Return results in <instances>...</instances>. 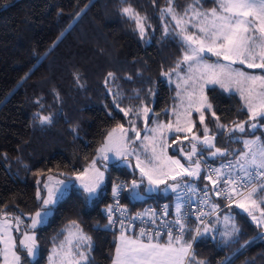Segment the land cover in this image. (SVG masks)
Here are the masks:
<instances>
[{"label": "snow or ice", "instance_id": "1", "mask_svg": "<svg viewBox=\"0 0 264 264\" xmlns=\"http://www.w3.org/2000/svg\"><path fill=\"white\" fill-rule=\"evenodd\" d=\"M214 3L215 7L204 9L201 0H191L178 11L175 0H167V6L160 9L163 37L172 38L182 48L174 67L161 72L168 82H172L173 76L179 81L176 83L177 104L164 110L172 119L160 120V113L144 103L139 92L134 98L141 100L140 104L121 107L119 90L113 92L108 87L117 79L115 73L109 72L105 78L106 90L114 107L124 117H130L128 126L118 123L107 131L96 157L82 171L69 173L64 179L49 175L43 184L38 180L39 210L21 215L0 210L3 264H24L25 257L29 264L32 261L39 264L41 248L36 230L54 217L58 205L70 189L76 187L74 181L86 194L85 204L99 195L107 170L103 162L112 159L123 161L139 173L138 179L121 182L112 188L114 203L105 209L108 219L105 227L118 231L112 264H207L195 255L193 244L197 238L216 232L214 224L221 219L226 226V230L220 232L222 237L236 240L240 235L230 214L221 218V205L213 197L227 201L225 209L235 204L257 226L264 228V133L254 135L257 129H264L261 123L264 121V74L245 70V67L264 70V0H214ZM122 5L120 14L134 25L133 30L141 40L148 38L149 30L155 31L148 17L141 15L130 0H122ZM76 79L83 87L78 76ZM210 86L238 94L248 119L221 123L206 92ZM147 92L150 97L155 95L151 88ZM56 96L59 99L58 93ZM35 103L43 108L40 99ZM194 113L196 119H193ZM150 114L153 117L151 127ZM34 115L41 125L53 122L51 113ZM208 115L212 117V128L205 123ZM137 121H142L146 132L143 137ZM197 123L200 130L194 131ZM249 132L253 138L244 139L239 135ZM217 135L224 147L217 146ZM233 142L242 143V149L232 148ZM173 145L176 146L175 154L169 155L168 149ZM209 158L213 162L220 159L219 166L209 164ZM157 191L174 194L173 220L167 219L168 205L159 213L148 209L133 216L120 204L121 194L142 200ZM201 206L209 210L206 212ZM24 216L28 217L27 222ZM189 216H195V226L188 225ZM212 217L214 221L206 219ZM137 220L142 225L138 231L135 230ZM14 233L20 234L18 242ZM58 236L62 239L53 242L49 264H90L92 237L84 233L78 221L70 220ZM258 238L264 239V232L259 233Z\"/></svg>", "mask_w": 264, "mask_h": 264}, {"label": "trees", "instance_id": "2", "mask_svg": "<svg viewBox=\"0 0 264 264\" xmlns=\"http://www.w3.org/2000/svg\"><path fill=\"white\" fill-rule=\"evenodd\" d=\"M190 2L175 0V5L182 11ZM130 3L148 17L155 29L149 30L145 40L120 14L122 0H0V210L3 212L21 215L39 210L38 180L43 184L49 175L64 179L69 173L82 171L96 157L107 131L118 123L128 126L130 117H124L114 107L106 90L109 72L115 73L117 79L108 87L113 92L119 90L121 107L140 104L141 100L134 98L139 92L143 102L160 113V120H170L164 110L177 104V90L161 72L174 67L182 48L177 41L162 35L160 9L167 6V0L155 3L130 0ZM201 3L204 9L216 6L214 0ZM77 76L83 87L78 85ZM149 88L155 93L152 97L148 95ZM207 95L221 123L248 119L238 94L226 93L216 86L210 87ZM37 99L43 108L35 103ZM37 112L51 113L53 122L41 125L34 115ZM152 121L151 116L149 123ZM205 123L213 127L210 115ZM199 130L197 123L194 131ZM220 141L217 135V146L224 147ZM236 145L241 143L233 142L231 146ZM208 162L219 166L221 161L209 158ZM105 173L106 182L99 195L85 204L86 194L80 188H72L54 217L36 230L41 248L39 264L48 263L53 242L62 239L58 233L70 220L78 221L84 233L92 237L90 264H112L118 231L105 227L108 224L105 209L113 200L112 188L130 182L135 173L120 162L110 165ZM164 200L174 201L175 197L161 193L135 202L126 198V194L124 197V203L133 212ZM214 200L225 205L221 199ZM235 212L240 235L229 242L213 234L197 238L193 249L198 259L207 264H264V240L257 242L263 229L246 212ZM23 218L28 221L27 216ZM15 234L19 241L20 234Z\"/></svg>", "mask_w": 264, "mask_h": 264}, {"label": "rangeland", "instance_id": "3", "mask_svg": "<svg viewBox=\"0 0 264 264\" xmlns=\"http://www.w3.org/2000/svg\"><path fill=\"white\" fill-rule=\"evenodd\" d=\"M212 60H215V58L213 57ZM236 67H241V66H240V65H236ZM245 70L248 71V72H250V73H254V74H260V73L264 74V70H261V69H247V68L245 67ZM178 82H179V81L176 80V77L173 76V78H172V82H168V83H169V85H171V86H173V87L176 88V83H178ZM210 87H211V86H210ZM210 87H209V88H210ZM209 88L206 89V92H207V90H208ZM176 90H177V89H176ZM150 107L152 108V106H150ZM196 116H197V114L194 113V114H193V119H195ZM150 117H151V114L149 115V121H150ZM170 119H172V117H171ZM149 121H148V123H149ZM165 122H168V121H165ZM261 123H263V121H261ZM149 126L151 127L152 124L149 123ZM246 127H247V126H246ZM137 128L140 129V131H141V136L143 137V136L146 134V132H145V130L143 129L142 121H137ZM262 133H264V129H257V130L255 131L254 135H256V136H260V135H262ZM179 135L182 136L183 134H179ZM239 135H242V138H244V139H247V138H253V134H252L251 132H249V133H247V134H239ZM169 143H171V137H169ZM184 144L186 145V144H187V141H184ZM175 147H176V146L173 145V147H171V148L168 149V153H169V155H173V154L175 153ZM242 147H243V146H242V143H241V145H236V146L233 147V148H235V149H242ZM230 158H231V157H230ZM116 162H120V165H122V166L128 168L131 172L135 173V177H133V179H138V177H139L138 170H135V171H134L133 168L127 167V166L124 164L123 161L112 159V160L104 161L103 163L106 164V165H107V168H108L110 165H112V164H114V163H116ZM133 163H134V161H133ZM99 165H100V162L98 161V166H99ZM101 170L104 171V168L101 167ZM58 178H59V177H58ZM130 181H131V180H130ZM105 182H106V173H105ZM74 183L76 184V187L79 188V186H78V182H75V181H74ZM170 183H171V181H170ZM104 185H105V183H104ZM104 185H103V186H104ZM103 186H102V187H103ZM142 187H143V185H142ZM163 187H164V186L162 185V186H161V189H162ZM70 190H71V189H70ZM69 192H70V191H69ZM161 193H162V195H164V196H166V195H173V196H174V194H172V193H170V192H169V193H164L163 191H157V192H153V193H150V194L146 195V196L144 197V199L148 198L150 195H153V194H161ZM174 197H175V196H174ZM144 199H142V200H144ZM131 201H132V202H135V201H140V200H133V199H131ZM262 207H264V205H262ZM221 208H222V211L220 212V216H221V218H222L223 215H225L226 213H227V214H230V215L233 217V221H234V223L238 226V224H237V220H236V212H235V211H239V212H242V213H245V212H244L242 209L237 208V207L235 206V204L232 205V209H228L226 212L223 211V206H221ZM256 214L259 216V211H257ZM249 217H250V216H249ZM250 219H251V217H250ZM211 220L214 221L215 218L212 217ZM251 220H252V219H251ZM252 222H254V223L256 224L255 221L252 220ZM47 223H48V222H47ZM47 223H45L43 226H45ZM43 226H42V227H43ZM214 227H215V229H216V232L212 233L214 236H217L218 238L224 240L225 242H226V241H227V242L231 241V240H228V238H226V237H222V236L220 235V232L226 230V226L224 225L222 219H221L220 223H215V224H214ZM40 228H41V227H40ZM38 229H39V228H38ZM262 229H263L262 232H264V228H262ZM262 240H264V239L257 238V242H258V241H262ZM193 245H194V244H193ZM38 258H39V257H38ZM35 263H36L35 261H32V262H31V264H35ZM26 264H29V261H28V263H26Z\"/></svg>", "mask_w": 264, "mask_h": 264}, {"label": "built area", "instance_id": "4", "mask_svg": "<svg viewBox=\"0 0 264 264\" xmlns=\"http://www.w3.org/2000/svg\"><path fill=\"white\" fill-rule=\"evenodd\" d=\"M213 166H215V165H213ZM124 197H125V194H121V197H120V204L122 205V206H124L126 209H127V211H128V213L130 214V215H136V214H143V213H145L146 212V210H148V209H154L157 213H159L160 211H161V209L165 206V205H168L169 206V208H168V212H169V215H168V217H167V219L168 220H173L174 218H175V212H174V202H175V200L174 201H168V200H164V201H157V202H155V203H150V204H148L147 206H145L140 212L139 211H137V212H133L125 203H124ZM214 198H217V199H221V200H223V198L222 197H213V199ZM224 201V200H223ZM114 203V198H113V200H112V202H111V204L110 205H112ZM193 203H195V201H193ZM225 203H227V201H225ZM201 207H203L204 208V211H208L209 209L206 207V206H201ZM222 209V208H221ZM223 209H224V206H223ZM185 210L187 211L188 210V206L186 205L185 206ZM105 215H106V213H105ZM117 216L119 215V213H117L116 214ZM106 217H107V215H106ZM206 219H211V218H206ZM108 220V219H107ZM187 223H188V225L190 226V227H192V226H195V224H196V220H195V216H189L188 217V220H187ZM135 224H136V231H138V229H139V227H141L142 225H141V223H140V221L139 220H137V221H135ZM145 227H147L148 225L147 224H145L144 225ZM114 230H116V229H114ZM162 238H164V237H162ZM161 238V239H162Z\"/></svg>", "mask_w": 264, "mask_h": 264}, {"label": "crops", "instance_id": "5", "mask_svg": "<svg viewBox=\"0 0 264 264\" xmlns=\"http://www.w3.org/2000/svg\"><path fill=\"white\" fill-rule=\"evenodd\" d=\"M260 74H262V73H260ZM14 235L16 236V234L14 233ZM17 238V237H16ZM17 242H18V240H17ZM0 247H2V246H0ZM0 264H3V259H2V256H0ZM47 264H49V261H48V263Z\"/></svg>", "mask_w": 264, "mask_h": 264}]
</instances>
